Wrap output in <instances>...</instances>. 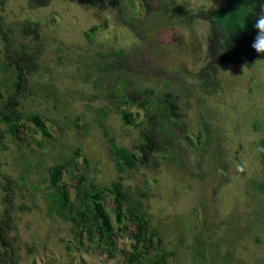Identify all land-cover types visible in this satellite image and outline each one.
<instances>
[{"label":"rangeland","instance_id":"374dc122","mask_svg":"<svg viewBox=\"0 0 264 264\" xmlns=\"http://www.w3.org/2000/svg\"><path fill=\"white\" fill-rule=\"evenodd\" d=\"M38 1L0 0L2 28L38 54L23 110L42 115L48 132L29 129L21 146L8 133L0 141V213L5 177L14 182L15 264L91 260L49 185V168L75 156V147L88 159L87 181H121L161 232L171 252L164 264H264V54L249 66L214 56L205 11L225 0H175L192 14L174 19L159 0ZM2 50L0 38V101L12 84ZM112 59L118 72L105 71ZM201 71L212 80L207 88ZM166 90L181 113L165 124L168 151L157 166L119 168L108 137L131 150L139 139L120 111L138 123L139 102ZM121 241L129 247L128 238Z\"/></svg>","mask_w":264,"mask_h":264},{"label":"trees","instance_id":"16d2710c","mask_svg":"<svg viewBox=\"0 0 264 264\" xmlns=\"http://www.w3.org/2000/svg\"><path fill=\"white\" fill-rule=\"evenodd\" d=\"M148 1L144 0L145 6ZM30 2L36 5L39 1ZM159 2L163 10H171L169 17L172 19L191 17L192 13L179 7L175 0ZM260 11L259 0H225L223 4L205 11L214 36V56L225 60L226 64L240 60L248 66L260 58L264 52L257 53L251 47L258 32L255 23ZM125 21L129 22L128 19ZM96 28L97 25L91 27L92 30ZM0 38L4 65L12 76L11 87L0 101V122L6 126L3 131L0 130V141L8 133L12 141L21 146L29 143V129L48 134L42 115L23 110L22 98L29 91L30 77L38 68V54L25 45H16L1 25ZM116 63V59H112L105 71L113 69L115 72ZM202 71L199 73L201 86L207 88L212 80ZM126 99L129 100L128 97ZM138 107L143 108L144 117L138 123H133L128 114L120 111L124 123L139 128V139L133 150L117 146L114 139L108 137L114 162L121 169L123 165H159L161 155L168 151L172 141L165 124L172 117L181 116L177 95L170 90L164 91L159 98L142 99ZM259 152L264 160V135L260 139ZM73 153L80 156L81 161L72 156L52 165L49 168V185L55 192L57 210L72 224L77 245L92 253L91 260L86 264H106L114 258L119 259V264H164L171 252L165 249L161 232L149 223L139 206L131 203L125 185L115 180L107 186L98 187L87 181L88 159L81 154L80 147H75ZM5 179L2 185L5 207L0 213V261L2 264H15L14 240L10 235L14 182L11 177ZM70 188L74 191L72 195ZM122 237L130 240L129 247L124 246Z\"/></svg>","mask_w":264,"mask_h":264},{"label":"clouds","instance_id":"9594fccd","mask_svg":"<svg viewBox=\"0 0 264 264\" xmlns=\"http://www.w3.org/2000/svg\"><path fill=\"white\" fill-rule=\"evenodd\" d=\"M261 5V11L258 14V19L256 20L255 27L258 32L251 43V47L257 52H264V0H259Z\"/></svg>","mask_w":264,"mask_h":264}]
</instances>
